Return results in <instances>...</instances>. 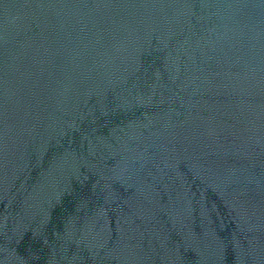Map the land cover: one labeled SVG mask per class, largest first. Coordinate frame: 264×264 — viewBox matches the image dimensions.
<instances>
[{
  "label": "water",
  "instance_id": "95a60500",
  "mask_svg": "<svg viewBox=\"0 0 264 264\" xmlns=\"http://www.w3.org/2000/svg\"><path fill=\"white\" fill-rule=\"evenodd\" d=\"M0 264H264V0H0Z\"/></svg>",
  "mask_w": 264,
  "mask_h": 264
}]
</instances>
